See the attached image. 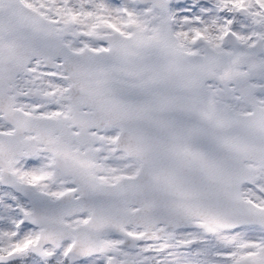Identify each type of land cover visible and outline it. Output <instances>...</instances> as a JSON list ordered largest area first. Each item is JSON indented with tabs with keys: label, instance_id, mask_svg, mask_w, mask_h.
<instances>
[{
	"label": "snow or ice",
	"instance_id": "1",
	"mask_svg": "<svg viewBox=\"0 0 264 264\" xmlns=\"http://www.w3.org/2000/svg\"><path fill=\"white\" fill-rule=\"evenodd\" d=\"M0 264H264V0H0Z\"/></svg>",
	"mask_w": 264,
	"mask_h": 264
}]
</instances>
